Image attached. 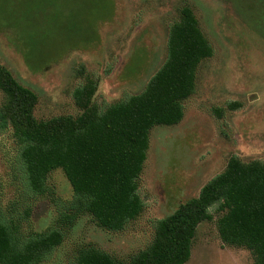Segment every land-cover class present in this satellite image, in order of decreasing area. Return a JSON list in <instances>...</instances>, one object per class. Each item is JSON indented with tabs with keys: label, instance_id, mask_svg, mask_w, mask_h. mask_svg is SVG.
<instances>
[{
	"label": "rangeland",
	"instance_id": "1",
	"mask_svg": "<svg viewBox=\"0 0 264 264\" xmlns=\"http://www.w3.org/2000/svg\"><path fill=\"white\" fill-rule=\"evenodd\" d=\"M22 2L23 9L28 3ZM184 5L192 9L213 55L198 66L182 120L149 131L137 181L141 214L120 232L99 228L88 215L66 227L60 217L73 193L55 169L47 176V193L27 200L30 214L20 225L23 234L64 232L41 264H71L82 246L127 261L150 244L155 223L196 197L231 156L264 161V0H59L56 9L46 7L44 18L36 15L35 24L44 23L37 32L26 19L15 28V15H8L16 8L12 3L5 5L8 18L2 17L0 0V65L36 95L38 120L78 115L72 92L86 78L96 82L93 103L99 109L143 91L165 60L169 26ZM15 151L10 133H2L0 204L13 217L23 215ZM210 212L212 219L197 227L186 264H255L248 250L222 244L216 228L222 213L214 207Z\"/></svg>",
	"mask_w": 264,
	"mask_h": 264
},
{
	"label": "trees",
	"instance_id": "2",
	"mask_svg": "<svg viewBox=\"0 0 264 264\" xmlns=\"http://www.w3.org/2000/svg\"><path fill=\"white\" fill-rule=\"evenodd\" d=\"M22 1L1 0V15H15V28L26 19L37 32L44 23L35 28L36 15L44 18L41 14L46 7L56 9L59 0H26L23 9ZM8 3L16 8L7 15ZM32 46L45 55L43 48ZM212 55L192 9L184 5L179 19L169 26L165 60L143 91L99 109L93 103L96 82L86 78L72 92L80 113L47 120L34 117L36 95L0 65V135L9 132L15 143L13 171L23 201L19 204L23 215L17 217L0 204V264H41L62 243L65 234L59 228L20 231L30 214L27 200L47 193V176L55 169L62 171L73 193L60 217L66 227L79 215H88L99 228L120 232L136 219L143 210L137 181L146 159L149 131L182 120L183 103L195 91L198 66ZM212 207L222 213L216 220L222 244L246 249L255 264H264V161L243 162L236 156L228 159L223 171L203 185L196 197L158 220L150 244L127 261L82 246L71 264H186L197 227L212 219Z\"/></svg>",
	"mask_w": 264,
	"mask_h": 264
}]
</instances>
